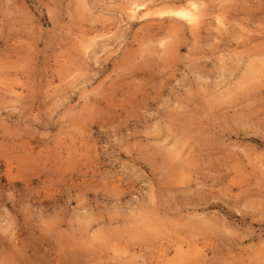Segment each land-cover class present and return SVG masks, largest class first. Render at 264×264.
<instances>
[{
    "label": "rangeland",
    "instance_id": "374dc122",
    "mask_svg": "<svg viewBox=\"0 0 264 264\" xmlns=\"http://www.w3.org/2000/svg\"><path fill=\"white\" fill-rule=\"evenodd\" d=\"M0 264H264V0H0Z\"/></svg>",
    "mask_w": 264,
    "mask_h": 264
},
{
    "label": "bare ground",
    "instance_id": "6f19581e",
    "mask_svg": "<svg viewBox=\"0 0 264 264\" xmlns=\"http://www.w3.org/2000/svg\"><path fill=\"white\" fill-rule=\"evenodd\" d=\"M134 3V2H133ZM137 4V3H136ZM133 5V4H132ZM129 6H131V4L129 5ZM140 6V5H139ZM140 8V7H139ZM131 9V8H130ZM137 8V6H134L133 8H132V10L135 12L136 11V13H137V11H140V10H142V9H138ZM133 11L131 12V13H133ZM140 12H142V11H140ZM139 13V12H138ZM137 13V14H138ZM156 14V13H155ZM197 14V12H196V7H195V5L194 4H190V5H188L187 7H185V9H183V10H166V11H162V12H160V13H157V15H160L159 17H166V16H168V17H172V19L173 18H175V19H179V20H182V21H186V22H188V23H193V22H195L198 18V15H196ZM135 16V15H134ZM163 19V18H162ZM169 19V18H168ZM171 20V19H170ZM199 21V20H198ZM201 22V21H200ZM218 22H220V21H218ZM193 25V24H192Z\"/></svg>",
    "mask_w": 264,
    "mask_h": 264
}]
</instances>
